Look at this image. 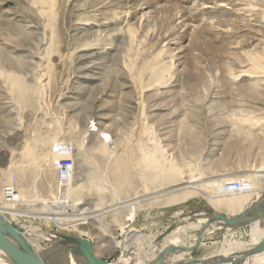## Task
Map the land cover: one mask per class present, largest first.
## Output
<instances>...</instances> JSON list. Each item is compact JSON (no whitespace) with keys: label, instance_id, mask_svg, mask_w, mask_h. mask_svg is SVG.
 Here are the masks:
<instances>
[{"label":"rangeland","instance_id":"obj_1","mask_svg":"<svg viewBox=\"0 0 264 264\" xmlns=\"http://www.w3.org/2000/svg\"><path fill=\"white\" fill-rule=\"evenodd\" d=\"M54 3L52 28L39 14L36 0H0V70L40 89L42 106L30 123L32 115L27 105L16 103L6 79L0 75V194L4 188L8 196L7 185L14 183L9 179L19 175L31 196L57 198L58 183H63L64 199L68 197V180L74 187L85 185L97 167L104 170L105 164L110 166L120 154H131L139 161L143 150L152 149L150 153L155 154L153 148L158 145L186 175L203 172L205 183L235 179L264 165V138L252 140L239 135L234 125L241 118H264V69L253 68L258 60L264 65V0ZM52 31L57 53L47 67L44 49ZM156 69L165 71L164 85L153 77ZM57 123L66 131L71 128L86 136L83 155L75 149L74 140L66 134L61 136L60 140L64 138L74 146L69 147L65 178L52 159L43 160L42 154L51 144L37 149L35 163L23 157L24 145L35 144L28 135L29 125L41 136H48L54 133ZM153 141L156 146L151 144ZM101 143L113 153L112 160L105 162L94 151ZM171 190L168 187L166 193ZM157 194L151 191L145 197L133 223L125 221L128 211L121 210L107 214L103 223L90 221L78 227L87 231L82 238L91 241L97 257L120 264L132 247L134 253L140 251L151 259L169 232L191 223L198 227L180 236L186 246L179 254L183 253L186 264L219 259L221 244L241 243V249L250 244L252 226L213 230L219 222L211 218L212 206L205 196L176 207L158 204L153 200ZM93 197L86 190L80 192L84 207L96 204L97 198ZM42 207L32 201L21 208L41 212ZM179 210L183 212L177 217ZM225 214L220 210L216 215ZM201 219H207V223L201 225ZM28 221L39 226L41 235L79 234L43 220ZM121 223L127 225L125 230ZM210 223V230L202 234ZM13 226L19 228L17 222ZM129 236L133 246H129ZM50 244L41 242L48 250ZM169 252L173 253L174 248ZM67 253L55 252L43 260L46 264H66Z\"/></svg>","mask_w":264,"mask_h":264},{"label":"bare ground","instance_id":"obj_2","mask_svg":"<svg viewBox=\"0 0 264 264\" xmlns=\"http://www.w3.org/2000/svg\"><path fill=\"white\" fill-rule=\"evenodd\" d=\"M36 1L37 3H39V11H40L39 14L43 16L42 18H45V20L48 22V25L53 28L54 18L52 14L53 11L52 4L54 3L55 0H36ZM46 38L49 37L47 36ZM45 46H47L44 49L45 58H47L48 60L46 63L48 65L47 67H49L51 66L57 53L56 41L54 38L53 31L51 32L50 38L45 44ZM258 61L260 62V60ZM258 61H255L253 64V68H255V70L257 71L259 69H264L263 67L264 65L262 66ZM0 75H2L6 79V82L9 85V88L15 97L16 103L18 104V102L20 101L21 103L27 105V108L30 110L32 115V117L30 116L31 117L30 123L34 122V117L36 115V112L42 108L40 103V93H41L40 89L27 85L22 80V78H20L15 74H9L5 71L0 70ZM153 77L157 81H161L162 85L165 84V80H164L165 71L161 69L158 70L156 69L155 71H153ZM39 83L42 84L41 81H39ZM21 121H23V119L20 120V122ZM235 123L234 125L237 128L239 135H243L244 137L250 138L252 140H257L259 137L264 138V118H256L250 116L248 118H241L239 121H236ZM256 129H260L261 133L256 132ZM28 130H29L28 135L29 137L33 138L35 144L34 146H30L27 144L24 145L23 157L29 159L31 158L32 162L35 163V161L38 160L36 158L37 157L36 154H38L37 149L38 148L44 149L47 145L51 144L49 151L47 153L42 154L45 157L43 160L45 162V160L50 161V159H52L51 161L54 165L58 166V168L63 169L62 170L63 177L67 173L66 166L68 164L69 156L71 152V150H69V147L74 148V146L67 143L66 139L64 138L60 140L61 136L63 134H66V136H68L69 139L74 140L76 144L75 149L77 148L78 151L82 153V155L86 151V150L83 151L85 146V139H86L85 133L83 132L80 131L78 132L71 128L67 129L66 131L63 127L61 128V125H59L58 123L55 127L54 133L48 136H41L37 132L36 128H33L32 124L29 125ZM151 144H153L154 146L157 145L154 144V141ZM153 150H155V154L150 153L152 149L150 151L148 150L149 152L143 150L139 161H136L135 158H133L130 153H129L130 155L126 153H122V154L119 153L120 155L117 158L113 159L114 156L113 153H111V151L108 149L105 143H101L99 147L94 151L102 159H106L105 162L113 159L112 163L110 162L111 163L110 166L108 165V163H106L104 170H99L100 168L97 167L99 165V164L97 165V162L89 161L90 164L96 165L97 167L96 171L91 174L88 181L86 180L87 182L85 185H79L77 187H74L70 185L72 183H69L68 180L66 183L68 187V191H67L68 197L64 199L61 198L62 186H63V183L61 182L58 183L60 184L59 186L57 185L58 186V192H57L58 195H56L58 196L57 198L41 197L38 194L37 196H31L28 194L26 190L25 182H23L21 176L20 177H18L19 175L11 176L9 180L14 181V183L11 185L10 184L7 185L8 186L7 188H10L7 191L8 196H5V193L3 192L4 188L2 189V192L0 194V219L3 220L8 225H13L14 222L15 223L17 222V224H19L18 229L23 230L21 237L25 242L26 248L31 250L33 254H35L36 256H38L43 260L44 259L43 257L52 255L55 252H59V251L64 252L66 249L65 244L69 237L68 236L57 237L47 233L41 235L39 234L40 232L39 226L37 227L33 225L30 221H28V219H39L47 223H54L62 230L78 231L79 234L75 237L81 239L82 236L86 234L87 231L85 232V230H80L78 228L80 225H85L90 221H96V223L97 222L99 223L107 214L109 215L111 213L120 212L121 210L124 211L126 210L128 211L127 212L128 214L126 215L127 217L125 216L126 217L125 221L127 223L135 222L137 218V208L140 205H142V202H144L145 197H147L151 191H155V193H158L153 198V200L159 202L158 204L172 205L176 207L184 203H187L188 201H191L192 199L198 196L203 195L209 200L212 206L213 213L210 214L211 217L213 215H216L218 211L220 212V210H225L227 215L235 216L238 215L240 212L244 211V209H246L247 207H253L255 205L264 202V165L263 166L261 165V167L256 169L252 168L253 170H251L249 174H246L244 176L243 175L238 176V177H245L251 182V186L253 188L252 193L247 195L227 196L222 191V185L225 181H228L230 179L226 178V179L205 183L203 181L205 175L203 174V172L199 171L201 173L193 174V171H191L192 173L190 172L189 174L187 173L186 175L185 174L186 172L184 173L183 168H181L180 166L175 167L174 166L175 164H173L171 160H168L166 154L164 153L165 151L163 152L160 149L159 145L155 149L153 148ZM22 160L24 161L23 158ZM31 165L33 166V164ZM107 166H109L110 171H107ZM51 175H52L51 177H54L53 174ZM238 177L235 176V178ZM139 185H142L144 189L138 190ZM168 187L172 188V190L166 193ZM82 190H86L89 196L92 195L93 197L94 195L97 198L94 199L96 204H92L93 206L84 207V203L80 202V192ZM31 198L34 199L31 200ZM32 201L37 203L39 202L43 206L42 207L43 210L41 212L22 210L21 207L24 204ZM182 212L183 210H179V212L177 213V217H180ZM199 215L200 214L196 216ZM206 221L207 219H201L200 220L201 225ZM126 226L127 225L125 223L124 224L121 223V227L123 230L126 229ZM218 226L219 227L213 226L214 228L213 230H215V228L216 229L225 228L224 224L221 222H219ZM196 227L198 226L195 225L194 223H191L188 226L179 227L178 229L169 232L166 235L164 241L161 243V246L158 250V254L153 256L151 259L145 257L140 251L134 253V250L132 249V247H130V249L126 253L127 255L120 264H186L184 263L185 260L183 257L184 256L183 253L179 254L180 249L186 246L184 243H182L180 236L183 234L185 235L188 229H195ZM209 230L210 228L206 229L203 232V234ZM252 231L254 234L250 244L247 245L248 248L246 247L241 249L243 245L241 243L230 242V244H228L227 246L221 244V247L217 252L218 253L217 256L219 255L218 257H220L219 259L217 260L203 259L198 261V263L196 264H204V263L264 264V253L250 257L246 260L241 261L240 263L235 261L238 259H242L247 252H249L251 249L259 245L260 243L264 242V218L259 223L252 225ZM128 238L131 241L129 242V246H133L131 236H129ZM42 241L52 242V245L50 244L52 247L51 250L44 249L41 246ZM191 246H194V244L191 243ZM171 247L174 248L173 253L169 252V248ZM229 259H231V261H228ZM82 261L86 262L82 259L76 258L71 253L70 250L65 256L66 264H82ZM0 264H15V263L3 250L0 249ZM51 264H63V261L62 262L52 261Z\"/></svg>","mask_w":264,"mask_h":264},{"label":"water","instance_id":"obj_3","mask_svg":"<svg viewBox=\"0 0 264 264\" xmlns=\"http://www.w3.org/2000/svg\"><path fill=\"white\" fill-rule=\"evenodd\" d=\"M212 217H215L214 221L216 223H223L228 230L241 229L263 220L264 204L260 203L255 205L251 207V209L235 217H227L225 215H213ZM211 225L210 223L206 229ZM206 229H204L203 232ZM22 232V229L15 228L13 225H8L0 219V249L3 250L15 264H46L45 261L26 248L25 242L21 237ZM198 242L201 243V239H199ZM65 246L67 248L65 251L68 252L70 250L76 258L85 260L87 264H111L96 256L93 244L88 239L69 237ZM262 253H264V242L247 252L241 260H246Z\"/></svg>","mask_w":264,"mask_h":264},{"label":"built area","instance_id":"obj_4","mask_svg":"<svg viewBox=\"0 0 264 264\" xmlns=\"http://www.w3.org/2000/svg\"><path fill=\"white\" fill-rule=\"evenodd\" d=\"M62 170H60V172L63 176ZM222 191L227 196H238L252 193L253 188L251 186V182L248 179L245 177H238L225 181L222 185Z\"/></svg>","mask_w":264,"mask_h":264},{"label":"crops","instance_id":"obj_5","mask_svg":"<svg viewBox=\"0 0 264 264\" xmlns=\"http://www.w3.org/2000/svg\"><path fill=\"white\" fill-rule=\"evenodd\" d=\"M249 209H251V207H247L246 209H244V211H247V210H249ZM244 211H242V212H244ZM242 212H240L238 215H240ZM238 215H235V216H238ZM225 216H227V217H235V216H231V215H227V213L225 214ZM252 226V225H251ZM251 226H248V227H244V228H241V229H235V230H244V229H246V228H251ZM248 248V247H247Z\"/></svg>","mask_w":264,"mask_h":264}]
</instances>
